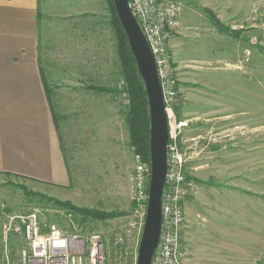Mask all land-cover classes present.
<instances>
[{
	"label": "rangeland",
	"instance_id": "obj_1",
	"mask_svg": "<svg viewBox=\"0 0 264 264\" xmlns=\"http://www.w3.org/2000/svg\"><path fill=\"white\" fill-rule=\"evenodd\" d=\"M180 1L183 12L188 4L189 18L195 16L189 26L181 29L180 23L173 35L178 42L173 66L182 88L175 119L186 140L187 175L200 182L194 211L186 207L190 198L185 204L183 237L189 235L190 220L196 223L188 236L193 243L188 257L196 264L264 262V0ZM39 10L42 66L53 89L52 103L73 181L69 189H60L0 175V264H24L27 243L8 228L11 217L33 211L46 233L56 224L72 235L100 234L105 264H115V234L135 212L130 178L136 158L125 120L127 97L108 2L40 0ZM211 12L224 25L242 30V37L220 33ZM101 86L113 90L94 88ZM82 97L89 105L77 108ZM184 107L187 119L181 120L178 111ZM246 142L249 158L256 155L258 144L259 162L249 163L248 192L242 191L238 209L229 193L245 183L240 180L241 165L233 163L236 156L231 153L244 150ZM196 165L199 170H194ZM210 179L232 186L203 185ZM78 209L116 216L99 220L79 216ZM143 231L134 237L135 264Z\"/></svg>",
	"mask_w": 264,
	"mask_h": 264
},
{
	"label": "crops",
	"instance_id": "obj_2",
	"mask_svg": "<svg viewBox=\"0 0 264 264\" xmlns=\"http://www.w3.org/2000/svg\"><path fill=\"white\" fill-rule=\"evenodd\" d=\"M39 5L40 0H0V175L30 179L49 187L69 189L73 179L62 144L58 115L52 103L53 89L47 82L42 66ZM185 7L187 10L180 18L181 29L189 26L195 19L194 15L193 19L189 18L190 5L185 4ZM96 46L99 47L100 44L97 43ZM170 47L174 64H177L178 42L174 36L170 41ZM246 86H249L247 82ZM181 94L182 88L180 89ZM244 94L246 99H249L248 93ZM77 105V108L83 109L89 104L85 97H82ZM185 108L178 111L181 120L187 119L183 111ZM234 143L231 146H234ZM249 145L250 143L246 142L243 145L244 150L233 149L231 153L236 156L233 163L241 165L240 180L241 182L244 180L245 183V186L241 183L242 188L232 187L234 191L229 193L230 198L236 201L234 205L238 209L239 207L241 209L239 201L242 199V191L248 192L249 163L255 160L259 162L258 144L254 147L256 155L252 154L250 158ZM224 154L227 155L226 151ZM193 168L199 170L198 165ZM195 180L199 187V179ZM203 185L226 189L232 186L214 179L205 181ZM194 196L190 197L186 205L191 211H194L192 204L195 202L194 198H197ZM195 225H192L190 220L187 230L189 235H193ZM189 235L185 233L183 237L186 249L185 264H196L197 261L192 260L193 257H188V253H192L193 248L192 238L188 237ZM207 243L205 241V245ZM221 257L223 256L220 255Z\"/></svg>",
	"mask_w": 264,
	"mask_h": 264
},
{
	"label": "built area",
	"instance_id": "obj_3",
	"mask_svg": "<svg viewBox=\"0 0 264 264\" xmlns=\"http://www.w3.org/2000/svg\"><path fill=\"white\" fill-rule=\"evenodd\" d=\"M130 7L154 55L164 102L169 116L168 170L162 198V230L153 255L152 264H185L186 251L183 230L186 225L185 202L198 193L197 183L188 177L181 122L175 119L180 97L178 68L173 66L170 41L180 24L183 4L179 0H129ZM131 175V194L134 213L129 222L115 234V264H134L132 251L135 235L142 234L148 202L151 164L143 162L139 154ZM10 229L27 243L22 252L24 264H105L104 242L100 234L72 235L56 224L44 232L37 212L11 217ZM8 234V233H6ZM7 253V236L5 238ZM28 251L31 255H28ZM130 255H135L129 259ZM128 262V263H127Z\"/></svg>",
	"mask_w": 264,
	"mask_h": 264
},
{
	"label": "water",
	"instance_id": "obj_4",
	"mask_svg": "<svg viewBox=\"0 0 264 264\" xmlns=\"http://www.w3.org/2000/svg\"><path fill=\"white\" fill-rule=\"evenodd\" d=\"M114 3L149 98L151 177L138 264H152L162 230V198L168 170L169 116L154 55L130 7V1L114 0Z\"/></svg>",
	"mask_w": 264,
	"mask_h": 264
},
{
	"label": "trees",
	"instance_id": "obj_5",
	"mask_svg": "<svg viewBox=\"0 0 264 264\" xmlns=\"http://www.w3.org/2000/svg\"><path fill=\"white\" fill-rule=\"evenodd\" d=\"M107 2L110 10V24L115 35L116 50L121 66V76L124 83L123 91L127 97L125 98V120L129 131L130 144L134 149L135 155L139 154L143 162L150 164V106L146 85L140 75L135 56L131 50L125 29L119 19L114 0H107ZM211 13V21L220 33L235 38L242 37V30L232 29L224 25L215 13ZM38 18L41 22L42 15L40 10H38ZM94 88L100 91L113 90L104 86ZM76 213L79 216H89L99 220L110 219L116 216L115 213H106L97 209L81 211L78 209ZM250 264H264V262Z\"/></svg>",
	"mask_w": 264,
	"mask_h": 264
}]
</instances>
